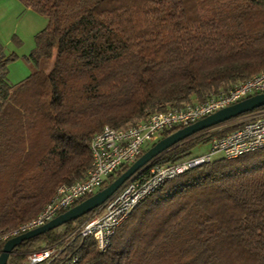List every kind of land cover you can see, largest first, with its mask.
Listing matches in <instances>:
<instances>
[{"label":"trees","instance_id":"1","mask_svg":"<svg viewBox=\"0 0 264 264\" xmlns=\"http://www.w3.org/2000/svg\"><path fill=\"white\" fill-rule=\"evenodd\" d=\"M18 1L48 23L21 82L9 83L13 57L0 44V233L35 216L58 184L84 176L90 138L104 125L124 128L202 102L264 68V0ZM216 126L149 163L188 157L238 124ZM86 217L23 240L6 264H27L40 242L54 247L47 264H264V149L211 159L165 181L105 250L80 234Z\"/></svg>","mask_w":264,"mask_h":264},{"label":"built area","instance_id":"2","mask_svg":"<svg viewBox=\"0 0 264 264\" xmlns=\"http://www.w3.org/2000/svg\"><path fill=\"white\" fill-rule=\"evenodd\" d=\"M264 92V68L231 87L202 102L186 104L179 109L150 114L124 128L104 125L94 132L89 141L91 165L80 179L58 184L43 208L32 218L6 232L0 233V243L8 238L40 226L61 211L103 186L104 180L122 164L132 162L142 150L144 142L153 140L166 129L185 126L211 112L228 106L252 94ZM238 124L236 128L214 137L209 150L177 161L146 164L103 202L87 214L79 226L82 236H91L98 250H105L114 230L126 219L139 201L155 191L165 181L181 172L208 162L216 153L225 158H235L243 153L264 149V108L243 113L214 127L220 130L224 124ZM54 251L53 246L31 250L27 264H47ZM75 258L72 259V262ZM60 264H70L63 261Z\"/></svg>","mask_w":264,"mask_h":264},{"label":"water","instance_id":"3","mask_svg":"<svg viewBox=\"0 0 264 264\" xmlns=\"http://www.w3.org/2000/svg\"><path fill=\"white\" fill-rule=\"evenodd\" d=\"M261 106H264V92L255 93L237 102L235 101L233 104L222 107L190 124L176 129L166 136L160 137L151 146L140 153V155L135 158L125 170H123L113 180L102 186L100 189L91 193L89 196L67 208L66 210L56 214L44 224L20 234H16L15 236L5 240L0 247V264H6V260L11 254L13 247L18 245L23 240H27L37 236V234L39 235L49 231L70 220H75L76 218L86 215L93 209L102 205L103 202L107 200L113 194V192H115L126 181V179H129L146 164H149V162L161 154V152H165L167 149L171 148L173 144L175 145L184 138L186 139L188 136H191L192 134L205 128L224 123L243 113L248 111L251 112Z\"/></svg>","mask_w":264,"mask_h":264},{"label":"rangeland","instance_id":"4","mask_svg":"<svg viewBox=\"0 0 264 264\" xmlns=\"http://www.w3.org/2000/svg\"><path fill=\"white\" fill-rule=\"evenodd\" d=\"M47 23L48 20L44 15L24 7L18 0H0V44L4 48V53L13 57L7 65L9 83L16 84L23 81L34 68L28 57L34 49L36 34L42 31ZM233 125L236 124H224L220 130ZM159 137L160 135H157L153 140L144 142L142 147L144 149L149 147ZM208 150L209 142L201 143L194 147L188 156L205 153ZM219 157H222V155L216 153L212 156V159ZM42 246L46 245L40 242L32 249Z\"/></svg>","mask_w":264,"mask_h":264}]
</instances>
